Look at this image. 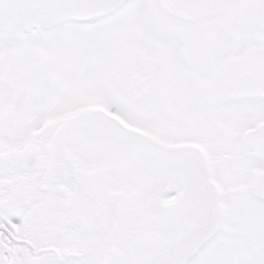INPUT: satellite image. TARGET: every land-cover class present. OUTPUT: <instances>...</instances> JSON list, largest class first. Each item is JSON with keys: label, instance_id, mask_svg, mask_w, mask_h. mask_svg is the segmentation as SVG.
Here are the masks:
<instances>
[{"label": "snow or ice", "instance_id": "snow-or-ice-1", "mask_svg": "<svg viewBox=\"0 0 264 264\" xmlns=\"http://www.w3.org/2000/svg\"><path fill=\"white\" fill-rule=\"evenodd\" d=\"M0 264H264V0H0Z\"/></svg>", "mask_w": 264, "mask_h": 264}]
</instances>
